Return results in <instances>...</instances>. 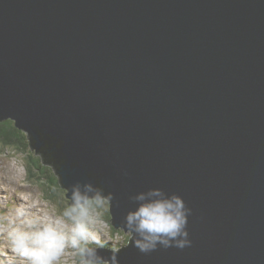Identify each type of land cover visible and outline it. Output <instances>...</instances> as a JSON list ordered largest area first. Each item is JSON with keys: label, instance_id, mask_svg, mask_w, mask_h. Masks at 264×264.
<instances>
[{"label": "water", "instance_id": "obj_1", "mask_svg": "<svg viewBox=\"0 0 264 264\" xmlns=\"http://www.w3.org/2000/svg\"><path fill=\"white\" fill-rule=\"evenodd\" d=\"M2 119L124 233L131 196L182 197L191 245L119 264H264V0H0Z\"/></svg>", "mask_w": 264, "mask_h": 264}, {"label": "clouds", "instance_id": "obj_2", "mask_svg": "<svg viewBox=\"0 0 264 264\" xmlns=\"http://www.w3.org/2000/svg\"><path fill=\"white\" fill-rule=\"evenodd\" d=\"M67 194L70 203L60 218L32 216L18 210L19 224L9 234L13 249L27 264H56L69 245L81 257L80 264H119L118 249L107 258L96 251L106 243L94 230L103 223L98 209L107 210L112 194L104 195L96 184L79 181L67 188ZM130 199L135 207L125 213L123 228L141 253L147 254L158 246L183 249L191 245L187 230L191 209L182 197L150 188ZM90 243L97 247L89 248Z\"/></svg>", "mask_w": 264, "mask_h": 264}, {"label": "rangeland", "instance_id": "obj_3", "mask_svg": "<svg viewBox=\"0 0 264 264\" xmlns=\"http://www.w3.org/2000/svg\"><path fill=\"white\" fill-rule=\"evenodd\" d=\"M8 120L12 124L14 123L12 120ZM0 121L6 122L7 119ZM13 127L15 128V126ZM17 131L24 133L17 150L0 146V264H27L25 258L13 249L9 239L13 227L20 221V217L17 215L18 210L22 209L32 216L56 219L62 217L69 204V200L63 193L64 189L60 188L61 190L56 192V182L47 180L45 176L42 179L40 177L30 178L29 167L32 169L39 163L35 159L39 158V155L35 153V148L28 146L27 132L19 129ZM46 169L47 167L44 169V165H42L37 172L42 173ZM46 187L54 188L55 198L53 201L45 199L44 188ZM15 191L20 193H15ZM98 211L101 213L102 208ZM102 217L103 214L101 213L103 223L97 225L94 230L101 235L106 242L105 244L110 243L109 247L121 245L123 241L122 235L119 233L121 229H116L119 230L118 233L112 236V231ZM80 261L81 258L76 250L69 245L65 247L56 264H80Z\"/></svg>", "mask_w": 264, "mask_h": 264}, {"label": "trees", "instance_id": "obj_4", "mask_svg": "<svg viewBox=\"0 0 264 264\" xmlns=\"http://www.w3.org/2000/svg\"><path fill=\"white\" fill-rule=\"evenodd\" d=\"M14 124H12L11 121L7 120L6 122H2L0 121V146L1 147H10L11 149H18L19 148V144H20V139H22L21 137L24 136V133H19L17 131V129H15ZM29 138V137H28ZM28 146L29 147H33L32 142H28ZM35 152H38L39 158H35L37 160V162H39L37 165H35L32 169L29 167V175L30 178H39L42 179L44 176L47 178V180L56 182L57 184V189L56 192H58L59 190H61V183H60V178L58 176V174L56 173V169L54 167V165L52 164V161L49 157V155L47 154V149L46 147H41L39 149H34ZM42 165H44V169L47 167V169L45 171H43L42 173H38V169H40L42 167ZM33 170V171H31ZM50 178V179H49ZM52 179V180H51ZM59 188V189H58ZM63 189V188H62ZM64 195L66 194V191L63 192ZM44 196L45 199L48 201H53L55 198L54 195V188H44ZM68 203V201H66ZM103 214V219H105L107 225L109 226L110 230L112 231L111 235L114 236L116 233H118L119 230H116L112 224H111V216L108 212V208L107 210H104L102 208V212ZM119 233H121L123 241L122 244L116 247H110V250H115V249H119L122 245L128 243L130 241V238L128 237V235L126 233H124L123 230H120ZM108 244H105L104 248L101 249H108L109 246H107ZM89 248L91 247H97L95 244H89L88 245ZM109 250V249H108ZM81 258V257H80Z\"/></svg>", "mask_w": 264, "mask_h": 264}, {"label": "bare ground", "instance_id": "obj_5", "mask_svg": "<svg viewBox=\"0 0 264 264\" xmlns=\"http://www.w3.org/2000/svg\"><path fill=\"white\" fill-rule=\"evenodd\" d=\"M8 120V119H7ZM3 183V182H2ZM107 246H110L109 244ZM108 249L110 250V247H108ZM23 258V257H22ZM13 259V258H12ZM15 260V259H14Z\"/></svg>", "mask_w": 264, "mask_h": 264}]
</instances>
